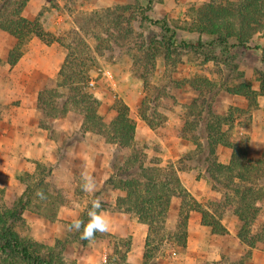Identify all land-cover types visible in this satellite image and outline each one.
<instances>
[{"label": "trees", "instance_id": "16d2710c", "mask_svg": "<svg viewBox=\"0 0 264 264\" xmlns=\"http://www.w3.org/2000/svg\"><path fill=\"white\" fill-rule=\"evenodd\" d=\"M28 1L0 0V30L15 39L5 60L10 66L18 62L26 44L34 37L46 45L54 42L65 43L59 36L43 28L40 15L33 19L23 15ZM151 1L153 0H148V4ZM130 8V5H122L114 9H102V13L113 14L115 9L126 13L124 20L113 16L108 22L112 21L116 23V27L122 28L123 39L127 37L130 41L133 40L126 44L127 49L140 52L138 55L133 52V56L130 55L132 66L138 65V69H141L135 74L143 82L150 81L158 58H162L165 64L175 66L180 61L182 52L201 54L205 46L220 47L222 56H227L232 48L246 47L256 32L264 36V0H209L204 3L198 8L196 21L190 29L208 35V41L198 39L177 42L174 30L165 20H152L143 14H133L129 11ZM145 22L158 25L161 33L133 32V28L140 29ZM98 25L101 26V23ZM114 35L120 37L118 32ZM96 39L102 41L100 36ZM99 45L102 44H96L98 49ZM66 47L68 51L56 74L55 83L38 92L36 107L40 116L46 120L62 118L73 110L80 115L81 124L76 132L57 144L50 162L36 161L32 173L24 171L16 174V180L25 184V187L13 201L12 207L7 208L4 204L0 206V254L13 258L17 264H65L60 244L43 245L30 237L22 240L11 226L15 221L22 220L21 215L27 209L49 220H55L58 207L71 205L69 192L57 186L52 171L63 159L68 148L74 142L82 140L87 132L98 134L106 142L114 144L109 159L111 173L106 183L117 190L118 194L112 206L101 201L102 210L110 208L128 213L148 227L140 264H158L159 257L164 252L161 246L168 239L175 242V252L185 253L189 214L193 211L199 214L200 225L207 227L212 235L229 239L231 233L222 222V208L227 207L237 217L236 238L239 242L251 249L264 240V229L254 230L260 213L258 203L264 201V151L257 158L248 156L249 124L246 126L247 133H241L237 139L233 133L234 119L246 116L249 120L251 110L258 105V93L252 88L250 81L242 80L230 85L224 78L225 72L229 74L232 70L227 66V62H218V56L207 58L217 63V66L221 63L222 65L218 70L215 68L212 71L214 76L210 78L201 74L194 75L199 79L192 84L195 97L185 108L184 122L177 131L179 137L191 142L193 149L175 161L163 162L161 158L149 156L146 145L136 142V123L129 114V107L123 101H114L115 115L108 123L104 122L98 111L100 100L86 88L93 63L91 51L86 44L77 46L75 40L72 46ZM112 48L116 47L112 44ZM2 61L0 58V63ZM257 77L263 87L264 68L259 71ZM222 90L243 96L247 100L246 107L225 108L217 99ZM148 91L137 112L155 131L158 114L154 109V102L159 92L151 89ZM38 125L51 132L46 122L38 121ZM220 146L230 149L226 163L218 158L217 148ZM191 169L197 171V178L209 183L210 189L217 192L218 197L202 204L191 195L179 177L180 171ZM37 191H42L45 198L37 197ZM3 194L4 188H0V195ZM174 197L179 198V205L175 231L170 233L166 230V220ZM79 218L87 220L85 208ZM98 233L100 232L95 233L94 237ZM80 236L79 243L85 245L89 240H83ZM123 246L126 252L130 249L129 238ZM250 254L249 250L241 256L223 255L218 260L197 264H246ZM125 260L124 253L113 261L115 264H122Z\"/></svg>", "mask_w": 264, "mask_h": 264}, {"label": "rangeland", "instance_id": "374dc122", "mask_svg": "<svg viewBox=\"0 0 264 264\" xmlns=\"http://www.w3.org/2000/svg\"><path fill=\"white\" fill-rule=\"evenodd\" d=\"M208 1L153 0L148 4V0H29L23 10V15L29 19L40 15L43 28L59 36L65 43L54 42L46 45L38 38H32L26 44L22 58L19 60L18 69H15V71L10 70L6 75L4 71L0 73V78L3 79L7 76H13L18 79H23V76L26 75L24 69L28 64L32 63L33 67L31 69L34 70V74L39 75L46 72V70L51 72L49 74L45 73L48 77L45 85L42 87L44 89L50 85H54L56 74L68 51L66 46H72L74 40L79 47L86 44L93 56L88 82L91 79L94 81L92 87H89L87 82L86 88L100 100L101 103L98 111L105 123H108L115 115V100H121L127 104L129 114L135 120V117H139L137 108L144 96L146 94L148 95V89L159 92L154 102V109L158 114L157 127L155 131L149 130L147 124L139 117V120H135L137 124L136 129L140 136H136V142L139 145L144 144L147 146L149 156L161 158L165 162L167 160H176L174 157H180L185 152L193 149L191 142L185 143V139L181 140L177 138V131L184 122L185 108L191 99L195 97L192 84L199 79L194 75L201 74L207 78L214 76V72L212 71L215 68L218 70L222 63L217 66V63L207 58H210V56H218V62L224 60L227 62V66L232 69L229 74L226 71L224 75V78L227 79L230 85L242 80L250 81L252 88L258 93L256 98L258 105L251 110V118L248 120L246 116H241L235 118L233 122L235 139L241 133H247L246 126L249 124L248 156L250 158H257L264 151V86L261 87L260 81L257 79L259 71L264 68V36L260 32L255 33L246 47L232 48L227 56H222L220 47L212 48L205 46L201 54L191 51L182 52L180 61L175 66H171L168 63L165 64L162 58H158L155 62L152 76H150V81L143 82L135 74L141 70L138 69L140 67L138 65H135V67L132 66L131 60L133 56L132 52L135 55H138L140 52L135 49H127L126 44L133 40L130 41L127 37L123 39L121 35L123 32L122 28L116 27V23L112 21L108 22V19H112L113 16L117 17L118 20H124L126 13L120 9H115L113 14L103 15L102 13V9H114L117 6L130 5L131 8L129 11L133 12V14H143L152 20H165L167 25L174 30L177 42L181 40L195 41L198 39L208 41L210 40L208 35L199 34L190 29L192 23L196 21L198 8ZM232 1L235 2L236 0ZM99 23H101V26L98 25ZM121 24H123V21ZM147 31L161 33L158 25L149 22H145L144 26L140 29L133 28L134 33H145ZM115 32L120 34L119 38L114 35ZM99 36L102 37V43L96 39ZM103 36L105 38L104 40ZM11 38L13 40L12 36L0 30V54L6 56L5 52L7 47L12 45V41L10 42ZM98 43L102 44L103 47L99 45L100 49H98L96 47ZM112 44L116 48H112ZM107 53L109 55H106ZM240 73H243V75ZM217 99L222 102L225 108L228 106L244 108L247 105V100L243 96L230 94L223 90L218 94ZM19 102L11 101V107H16ZM35 113H37L38 121L42 120L49 126L51 132L47 130L48 136L50 139L56 141V146L65 141L66 136L77 131L75 129L74 132L68 133L59 128L55 122L51 125L48 120L40 116L38 110ZM67 114L69 115L70 124L77 126V123L81 122V117L77 112L70 110ZM54 151L55 148L53 149V154ZM167 153L168 157L166 156V160L163 157ZM217 155L219 160L227 162L230 156V150L227 147L220 146L217 148ZM204 182V180H201L194 187L196 192L205 198L201 201L202 204H205L213 197H218V193L210 189L209 183ZM17 183L24 190L25 184L18 181ZM20 187L16 184L9 186V188L0 186V188H4V194L0 195V206L4 204L7 208L12 207L13 201L23 192V190L19 194L15 192ZM76 190L78 192L81 190L80 183ZM67 191L70 194V191ZM76 199L75 196L71 199L70 194V202L72 200L74 204ZM178 205L179 198H172L169 210L177 211ZM258 206H260V213L255 221L254 230H263L264 201L258 203ZM60 207L57 208L55 220H49L45 216L37 215V213L27 209L21 215L22 220L15 221L11 228L22 240L30 237L32 240L43 245L52 246L54 243L60 244L59 246L63 250L61 255L65 264H76V255L79 254V250L82 247L84 248L88 244L81 245L79 243L81 233L68 231V225L71 221L67 222L62 220L59 229H54V222L58 219V210ZM222 211H224L222 222L229 232H232L231 237L229 239H223L220 235H212L207 227H195V230H192L190 240L192 247L191 258L195 260L194 264L203 261L218 260L223 255L241 256L249 250L251 254L246 260V264H262V262L264 264V240L258 242L251 249L239 242L236 238L238 226L237 217L227 207L222 208ZM189 215L193 219H199L197 212H190ZM35 218H38L40 222H35L34 224L33 220ZM166 230L170 233L175 231L169 230L167 227ZM106 235H108L107 232L98 233L92 239V242H100V239ZM116 238L112 236V240L110 241L112 244L106 243L108 251L106 259L103 260V264H115L113 261L114 258H119L122 254H126V249L123 244H125L126 239L129 237ZM171 245H173L174 253L177 255L178 261L183 258L184 253L180 251L175 252V242L168 239L161 246L164 252L160 255L159 259L164 254L172 252ZM60 248L58 247V249ZM115 248L116 251H114ZM55 251L56 249H54ZM10 263L17 264V261L4 254H0V264ZM122 264L128 263L125 260Z\"/></svg>", "mask_w": 264, "mask_h": 264}, {"label": "crops", "instance_id": "0c3cea01", "mask_svg": "<svg viewBox=\"0 0 264 264\" xmlns=\"http://www.w3.org/2000/svg\"><path fill=\"white\" fill-rule=\"evenodd\" d=\"M10 42L12 45L7 47L5 52L6 56L8 50L14 45L15 39L13 38L12 40L11 38ZM4 56L0 54V58L3 60L0 63L2 64L0 66V73L5 71L6 75L10 70L15 71V69H18L19 60H21L22 56L13 66L5 62L6 56L5 58ZM32 67V63L26 66L24 69L26 75L23 76V79H18L13 76H7L3 79L0 78V186L2 187L9 188V186L15 184L20 187V184L17 183L15 178L16 174L24 171L32 173L35 170L36 161H50L52 159L53 149L56 147V141L49 138L48 131L38 125V117L36 115L37 113H35L37 112L38 92L45 85L48 77L46 74L51 72L46 70L42 74H34V70L31 69ZM13 100L20 101L14 108L11 107V101ZM135 120H139V117H135ZM48 121L51 125L54 122L57 123L59 128L68 133L74 132L75 129L78 130L81 124V122L77 123V126L70 124L68 114L63 118H52L48 119ZM147 127L149 130L151 129L148 125ZM137 135L138 130L135 129V139ZM138 137L140 136L138 135ZM177 138L184 140L179 136ZM187 142L189 141L185 140V143ZM113 149V144L106 142L100 135L87 132L82 140L74 142L65 152L63 159L54 167L52 173L56 178L57 186L69 190L71 199H73V196L77 199L74 204V201L72 202L71 200L70 206L60 207L58 210V219L54 222V229H59L62 220L68 222L79 217L85 205L93 198L89 193L83 192L82 190L78 192L76 190L78 184L81 183L80 174L83 171L90 172L95 178L98 188L95 193V198H99L102 202L110 206L114 205L118 191L106 183L111 173L109 159ZM146 152H148L147 149ZM167 155L168 153L163 158L166 159ZM178 158L179 156L174 157L176 160ZM179 176L183 185L196 200L201 202L205 199L194 188L197 183L204 180L197 178V171L195 169L180 171ZM22 190L23 188L21 186L15 192L19 194ZM177 211L170 209L168 212L166 227L169 230H175ZM102 214L108 217L111 223V228L107 232L108 235L100 239L102 242H92L93 238L89 240L87 242L88 245L84 248L82 247L79 250V254L76 255V264H103V260L106 259L108 251L106 243H111L112 236L120 239L129 237L131 239V247L126 252V262L128 264H140L143 259L144 243L148 232L147 225L139 222L136 217L128 213L117 212L110 208L103 209ZM190 216L188 220L186 251L183 258L178 261L177 255L174 253L173 245H171L172 252L164 254L159 259L158 264L195 263V260L191 258L192 247L190 240L192 230H195L197 226L200 228H203V226L200 225L199 219H193ZM35 222L39 223L40 221L38 218H35L33 223L35 224ZM230 233L232 232L230 231Z\"/></svg>", "mask_w": 264, "mask_h": 264}, {"label": "clouds", "instance_id": "9594fccd", "mask_svg": "<svg viewBox=\"0 0 264 264\" xmlns=\"http://www.w3.org/2000/svg\"><path fill=\"white\" fill-rule=\"evenodd\" d=\"M80 188L83 192L89 193L93 198L85 205L87 220L76 217L71 220L68 225V231H76L81 233L80 238L83 240H91L95 233H105L111 228L108 217L102 214V202L99 198H95L98 190L95 178L88 171L81 172ZM37 197L44 199L45 195L42 191H37Z\"/></svg>", "mask_w": 264, "mask_h": 264}, {"label": "built area", "instance_id": "2783aa9c", "mask_svg": "<svg viewBox=\"0 0 264 264\" xmlns=\"http://www.w3.org/2000/svg\"><path fill=\"white\" fill-rule=\"evenodd\" d=\"M88 85L89 87H92L94 85V81L91 79L89 82H88Z\"/></svg>", "mask_w": 264, "mask_h": 264}]
</instances>
